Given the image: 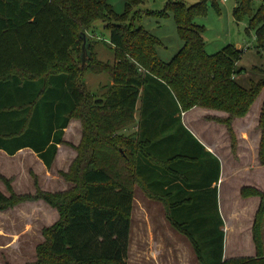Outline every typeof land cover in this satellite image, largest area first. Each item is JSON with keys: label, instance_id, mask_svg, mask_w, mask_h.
Here are the masks:
<instances>
[{"label": "trees", "instance_id": "1", "mask_svg": "<svg viewBox=\"0 0 264 264\" xmlns=\"http://www.w3.org/2000/svg\"><path fill=\"white\" fill-rule=\"evenodd\" d=\"M207 1L166 5L163 17L172 14L183 45L164 62L157 53L160 40L127 24L144 0H126L121 16L107 0H0V151L10 157L31 151L50 170L59 147L68 145L70 121L77 118L83 129L81 143L68 145L77 156L61 174L71 188L36 196L0 191V212L42 201L59 215L44 230L31 264H126L136 187L163 204L167 221L187 239L198 264H264V194L242 191L244 198H261L253 227L255 259L225 261L224 223L213 187L219 162L176 117L196 107L227 113L223 124L233 138L231 120L244 118L264 88L238 82L244 75L237 69L241 50L206 52L195 18L207 12ZM254 1L260 3L256 11ZM232 16L237 24L248 21L246 33H255L264 51V0H236ZM98 23L108 33L114 63L96 61L87 36L91 58L83 65L81 46L80 64L72 66L82 35L96 37ZM87 71L108 74L112 85L102 95L89 94L82 81ZM139 103V129L125 136L121 131L136 123ZM259 126L264 165V103Z\"/></svg>", "mask_w": 264, "mask_h": 264}, {"label": "rangeland", "instance_id": "2", "mask_svg": "<svg viewBox=\"0 0 264 264\" xmlns=\"http://www.w3.org/2000/svg\"><path fill=\"white\" fill-rule=\"evenodd\" d=\"M184 1L187 5H195L199 2V0ZM169 2L170 0H144V4L136 7L133 11L134 15H131L127 21L129 26L133 25L134 28H142L161 41L162 45L158 47L157 52L164 62H169L181 48V39L178 36L172 14L168 12L163 17L166 5ZM107 3L117 15L121 16L125 13L126 0H107ZM214 3L219 10L213 6ZM253 4V8L256 11L260 3L254 1ZM235 5L236 0H208L207 12L197 15L195 23L204 30L206 52L209 55H215L228 46H233L243 52L237 69H243L244 75L238 79V82L248 89L253 84L264 83V51L258 48L255 33L252 32L250 35L246 33L248 21L245 19L239 24L234 21L232 12ZM93 33L96 37L91 36L92 34L90 33L87 36L91 42V51L93 56H95V60L99 61L98 59L100 58L113 64V51L109 47L108 33L104 31L103 25L101 23L96 24ZM79 44L73 52L72 60L74 62H72V66L74 67L80 64L79 56L82 42ZM102 54H105L106 57H102ZM82 81L89 94L98 96L106 92L113 83L108 74H95L91 71L85 73ZM259 97L260 95L244 117L246 118L251 114L245 119V126L251 125V127H256L257 129L260 128L259 122L263 101ZM233 120L230 123L233 138H231L229 133L228 135L230 138L229 145L233 147L235 155L237 136L233 130ZM223 121L220 120L218 123L226 127ZM239 127H243L242 124ZM82 131L80 120L73 118L65 131V142L68 145L77 147L82 141ZM241 132H245L246 136L244 137L250 139L251 135H249L248 129ZM126 136H130V134ZM252 137L256 138L254 134ZM68 145L61 146L60 151H58V158H56L50 170H47L31 151L24 150L13 157L0 152V191L7 196L12 193L17 196H36L39 193L56 194L65 192L71 188V185L61 175L69 171L76 154L75 149ZM220 146L225 147V144L220 142ZM245 147L247 145L242 144V149ZM224 157L225 162L230 166L232 164L229 161L230 158L227 157V154H224ZM246 160L250 162L253 157L251 156ZM258 176L262 178L261 180H264V177L260 176L259 173ZM7 182L11 187L10 190L7 187ZM228 187V184L223 187L225 192V213L231 217L233 224L239 225L242 232L245 231L243 239L238 244L239 250H243V253L245 252L247 255H252L253 250L247 230L253 217V206L237 199L235 193L228 191ZM226 188L227 190L225 191ZM138 193L136 192V197L139 198L137 199L138 204L141 205L143 198ZM148 208L150 207H145L147 212L150 211ZM157 214V211L151 214L147 213L150 225L159 223L160 218H158ZM58 220V213L42 201L22 203L13 209L0 212V264H31L36 262V248L44 242V230L53 227ZM142 221L143 216L135 212L133 239L131 248L128 250L126 264H198L192 247L188 242L182 240L183 242L179 243L173 239L167 240L166 243L161 241L154 242L149 234H145L142 231ZM233 234H236V232ZM139 237H143V239H139ZM234 244L233 240L231 249L235 247ZM255 257L246 256L240 259H255Z\"/></svg>", "mask_w": 264, "mask_h": 264}, {"label": "crops", "instance_id": "3", "mask_svg": "<svg viewBox=\"0 0 264 264\" xmlns=\"http://www.w3.org/2000/svg\"><path fill=\"white\" fill-rule=\"evenodd\" d=\"M182 45L183 43L181 42L180 47H182ZM102 57H106V55L102 54ZM98 60L100 62H107L105 60H101L100 58ZM259 98H262V101L264 103V99H263L264 90H262ZM140 107H141V103H139L137 106L136 123L121 131V134L125 136L128 134L132 135L138 131L139 129L138 121L140 116L138 110L140 109ZM250 115H248L246 118H248ZM178 116L181 118V123L183 127L198 141V143L205 149L207 153L212 155L219 162L218 182L217 184H214L213 187H217L218 209L224 223V233H225L224 260L227 261L232 259H240V258H245L246 256L250 258L255 257L256 251L253 240V227L255 224V218L257 212L261 205V198L259 196H249L247 198H244L242 196V191L248 189L251 191L264 194V180H261L262 178H260L259 176L257 177L258 173L260 174V176L264 177V165L261 164L259 159L260 145L263 136L262 129L251 127V125L245 126L246 118L243 119L237 118L233 120L232 122L233 130L237 136V148H236V153L234 155V151L232 150V147L229 145L230 138L227 129L224 125L218 123V121L226 120L228 118L227 113L196 107L186 113H181V115H177L176 117ZM257 121H258V117H257ZM157 123H158L157 126L158 128L161 125L162 121L159 120L157 121ZM240 124H242L243 127H239ZM247 127H251V128H247ZM247 129L250 132L249 135H251L250 139L244 137L246 136L245 132H241V131H246ZM253 134L255 135L256 138L252 137ZM220 142L225 144V147H221ZM242 144L247 145V147L242 149ZM60 148L61 146L59 147V151ZM1 153L5 154L4 152ZM224 154H227V157L230 158L229 161L232 163L230 166H228V164L225 162ZM76 156L77 153L74 155V159L76 158ZM251 156L253 157V160L248 162L246 159ZM227 184L229 185L228 191L232 192L233 194L235 193L237 199L247 203V205L252 204L253 206V217L250 221L249 228L247 230V232L249 233L248 236L251 243V248L253 250L252 255H247L245 252L243 253V250H239L238 244L239 242H241V239H243L245 231L242 232L239 225H236L235 223L233 224L231 217L226 215L225 213V204H224L225 192L223 191L224 190L223 187L224 186L226 187ZM138 188L139 187L135 188V199H134V206L131 216V233L129 239V249L131 248V241L133 239V233H134L135 212L143 216L142 231L145 234H149L154 242L161 241L166 243L167 240L169 239H173L179 243H182L183 242L182 240L188 242L187 239H185L183 236L177 233L170 226L169 222L166 219V210L163 204L161 202L149 199L142 191H140L141 189L139 188L140 189L139 190ZM226 190L227 188L225 189V191ZM136 192H139L142 195L143 200L141 205L138 204L137 199L139 198L136 197L137 195ZM146 206L150 207L148 208L150 211L148 212L146 211L147 210L145 209ZM154 211H157L158 213L157 214L159 216L158 218H160L159 223L158 224L152 223L153 225L152 224L150 225V222L147 219L148 217L147 213L151 214L154 213ZM235 232L236 234H233ZM261 233L264 243V220L261 226ZM139 239H143V237H139ZM233 240L235 242L234 244L235 247L231 249Z\"/></svg>", "mask_w": 264, "mask_h": 264}, {"label": "water", "instance_id": "4", "mask_svg": "<svg viewBox=\"0 0 264 264\" xmlns=\"http://www.w3.org/2000/svg\"><path fill=\"white\" fill-rule=\"evenodd\" d=\"M82 39H83V45H82L81 60L84 65L86 60L91 58V54L89 51V43H88L87 35L85 34L82 35Z\"/></svg>", "mask_w": 264, "mask_h": 264}]
</instances>
